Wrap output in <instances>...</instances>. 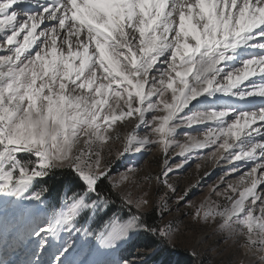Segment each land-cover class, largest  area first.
<instances>
[{"label":"snow or ice","instance_id":"obj_1","mask_svg":"<svg viewBox=\"0 0 264 264\" xmlns=\"http://www.w3.org/2000/svg\"><path fill=\"white\" fill-rule=\"evenodd\" d=\"M129 119L136 125L113 160L158 145L173 194L171 148L182 162L206 150L203 158L228 164L211 190L224 203L206 198L194 219H219L264 264V0H0V215L12 202L29 221L24 264H99L76 259L80 248L111 253L142 232L171 241V225L138 214L147 199L122 197L127 219L86 222L111 203L98 191L111 170L102 151ZM194 125H204L203 138L185 133L180 143L179 130ZM56 177L72 195L41 217L50 190L33 188Z\"/></svg>","mask_w":264,"mask_h":264},{"label":"rangeland","instance_id":"obj_2","mask_svg":"<svg viewBox=\"0 0 264 264\" xmlns=\"http://www.w3.org/2000/svg\"><path fill=\"white\" fill-rule=\"evenodd\" d=\"M135 125L136 121L133 119L118 124L116 131L120 135V140H113L102 151V167L111 165L109 179L104 180L119 203L108 197L111 201L109 206L95 214L89 213L86 222L95 227L113 215L127 219L128 209L123 207L122 197H130L133 201L147 199L148 205L141 208L138 214L144 220V216L153 214L154 217H150L152 221H148L150 226L171 225L174 230L172 239L170 242L161 243L151 234L142 232L118 250L104 254L98 260L99 264H117V262L122 264L124 259H134L138 252H144L149 257L148 264H261L260 254L255 250L250 252L245 247L243 236L229 238L226 233L218 229L219 219L209 220L206 223L194 219V213L202 203H205L206 198L224 203L211 190L220 184L221 178L228 171V164L224 162L217 164L215 160L203 158L206 150L205 152L193 150L188 160L182 162V157L178 155L180 149L178 147L171 148L167 153L168 167L172 169L168 176V184L175 188V194H173L162 182L161 174L164 170L165 154L158 145H153L141 153L129 154L123 159L113 160L117 151L122 147L124 136L130 133ZM203 131L204 125L185 126L179 130L176 139L180 143H185V133L196 139H202ZM146 132L147 129L141 126L139 135L143 136ZM124 174L129 176V180L123 183L120 188L114 189L112 182L119 180ZM158 177H160L159 180ZM235 182L236 176H230L226 180V183ZM42 187H46L44 181L35 183L33 191H38ZM63 189L57 204L53 198L50 200L49 192L46 193V203L42 206L44 210L39 213L41 217L50 215L59 208L65 199V193L68 196L72 195V192L68 191L67 185ZM73 190L79 191L78 183L77 186L74 184ZM101 191L99 190L106 196ZM185 192H187L185 198L177 203L178 198ZM0 199L3 198L0 197ZM165 201H167V209L170 211L165 209ZM17 207L14 203L6 201L7 213H4V216L0 215V253L5 254L7 246L14 247L10 248L9 255L3 256V264H10L13 261H17L16 264H24L31 247L30 245L25 246L27 245L26 240L23 243L20 242L29 221L27 218L20 217L19 212L15 211ZM132 212L136 213L134 206ZM5 215L7 216L5 217ZM21 220L23 222L20 225L23 224V226H19V231L13 233L10 225L14 223L18 226ZM90 248V245L80 248L76 259L91 260L94 252ZM153 251H155L154 255Z\"/></svg>","mask_w":264,"mask_h":264},{"label":"trees","instance_id":"obj_3","mask_svg":"<svg viewBox=\"0 0 264 264\" xmlns=\"http://www.w3.org/2000/svg\"><path fill=\"white\" fill-rule=\"evenodd\" d=\"M60 181V177H56L53 179H45L44 183L46 184V187L49 188V198L50 200L53 198L56 202V204L58 203L59 197L61 195V193L63 192V188L61 184L59 183ZM77 186V183H74ZM78 188H79V184H78ZM101 191L102 193H104L107 197H109L111 200L116 201V203H119V201L117 200L116 196L113 194V192L111 191L109 185L105 183V180H102V182H100L99 187H98V191ZM152 216V218L154 217L153 214L152 215H146L145 217V221L148 223V221H152V219L150 218ZM133 246V245H132Z\"/></svg>","mask_w":264,"mask_h":264},{"label":"bare ground","instance_id":"obj_4","mask_svg":"<svg viewBox=\"0 0 264 264\" xmlns=\"http://www.w3.org/2000/svg\"><path fill=\"white\" fill-rule=\"evenodd\" d=\"M256 80H258V82H259V77H256L255 78ZM5 213H7V211L5 212ZM2 216H4V215H2ZM7 215H5V217H6ZM4 217V218H5ZM3 218V219H4ZM0 221H1V216H0ZM3 221V220H2ZM23 221L21 220V222L20 223H18V225L19 226H22V225H20L21 223H22ZM118 250V249H117ZM104 254H96V253H94L93 255H92V259L91 260H89V261H98V260H100L101 259V257L103 256Z\"/></svg>","mask_w":264,"mask_h":264}]
</instances>
